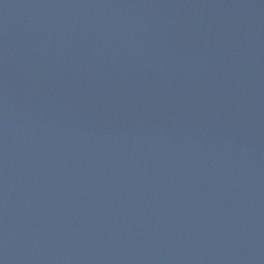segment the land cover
Listing matches in <instances>:
<instances>
[{"label":"water","instance_id":"obj_1","mask_svg":"<svg viewBox=\"0 0 264 264\" xmlns=\"http://www.w3.org/2000/svg\"><path fill=\"white\" fill-rule=\"evenodd\" d=\"M0 264H264V0H0Z\"/></svg>","mask_w":264,"mask_h":264}]
</instances>
